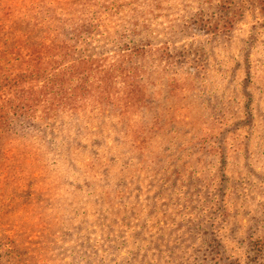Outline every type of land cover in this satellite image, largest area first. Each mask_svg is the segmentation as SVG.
<instances>
[{
	"label": "rangeland",
	"instance_id": "obj_1",
	"mask_svg": "<svg viewBox=\"0 0 264 264\" xmlns=\"http://www.w3.org/2000/svg\"><path fill=\"white\" fill-rule=\"evenodd\" d=\"M91 1L104 40L145 53L118 59L133 86L116 78L53 129L0 125V264H264L260 2L228 0L223 31L220 0Z\"/></svg>",
	"mask_w": 264,
	"mask_h": 264
},
{
	"label": "trees",
	"instance_id": "obj_2",
	"mask_svg": "<svg viewBox=\"0 0 264 264\" xmlns=\"http://www.w3.org/2000/svg\"><path fill=\"white\" fill-rule=\"evenodd\" d=\"M258 1L264 11V0ZM231 2L220 0L217 9L225 16L213 22L217 29L219 26L223 31L232 29L235 9L230 6ZM3 3L5 0H0V22L6 25L0 28V90L4 97H0L3 99L0 125L6 137L10 132L27 134L36 126L53 129L68 112H79L86 100L96 101L105 92L102 90L122 75L124 86H133L130 77L132 72L137 73V66L128 60L121 61L125 64L118 63V59L145 53L146 45L135 41L126 43L122 33L113 38L108 33L104 40L100 13L107 12L105 4L104 10L95 11L91 0ZM12 5L23 9L15 14ZM201 21L204 22L203 17ZM210 23L209 19L205 20L207 30L214 26L209 27ZM96 36L104 42L99 45L103 47L93 46V51L87 53V47L79 46L82 42L96 41ZM107 43L113 45V50L104 53ZM95 82L103 84L95 85ZM259 244L257 240L250 241L257 253L263 248ZM226 264L240 263L228 260Z\"/></svg>",
	"mask_w": 264,
	"mask_h": 264
}]
</instances>
